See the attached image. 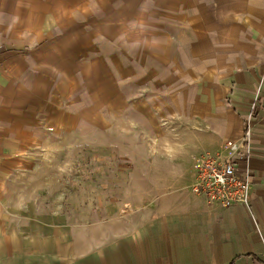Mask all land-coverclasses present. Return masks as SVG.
<instances>
[{
    "label": "crops",
    "instance_id": "crops-1",
    "mask_svg": "<svg viewBox=\"0 0 264 264\" xmlns=\"http://www.w3.org/2000/svg\"><path fill=\"white\" fill-rule=\"evenodd\" d=\"M99 4L0 0V264H264V0H156L152 21L146 12L135 24L145 96L142 199L133 213L52 215L49 185L18 181L34 170L36 147L52 128L90 132L99 102L107 112L128 110L124 87L67 86L69 75L81 78L75 72L92 53L95 27L118 37L113 54L125 51L115 30L130 29V18L111 29L83 22L86 9L100 15ZM129 14L122 8L123 22ZM104 73L113 80L126 71L113 65ZM84 99L92 106L83 108ZM229 142L251 181L252 207L211 205L192 190L200 157Z\"/></svg>",
    "mask_w": 264,
    "mask_h": 264
},
{
    "label": "rangeland",
    "instance_id": "rangeland-1",
    "mask_svg": "<svg viewBox=\"0 0 264 264\" xmlns=\"http://www.w3.org/2000/svg\"><path fill=\"white\" fill-rule=\"evenodd\" d=\"M155 1L116 0V7L110 8L103 0V4H99L98 17L90 13V8L86 9L87 16H84L83 22L108 24L111 29L112 25L119 26L130 18L131 27L115 30L116 34H120L119 38H125L126 48L120 54H113V48L109 47V43L113 44L118 37L113 38L103 27H95L91 33L92 53L86 56L88 58L79 70L75 67L76 63L72 62L73 66L69 63L73 67L72 70L68 69L69 73L73 75L76 69L75 73L81 78L76 82L74 76L69 75L68 89H83L84 93H88L94 88L103 93L104 89L119 90L118 87H124L125 91H129L126 100L128 110L123 115L122 112H112L117 107L107 112V104L99 102V107L103 109L99 115V125L90 132L67 131L59 134L52 128L50 139L43 146L36 147L30 164L34 170L30 174H21L18 181L49 185L44 198L48 199L47 206L52 215L67 213L82 220H91L98 215L131 214L133 205L138 203L139 197L142 199V96L145 94L142 90V37L136 31L139 28L136 25L142 23V14L146 12V21H152ZM122 8L130 12L124 22ZM113 14L114 18L111 16ZM165 18L164 15L163 22L167 21ZM69 22L67 19L61 21L64 24ZM84 34L88 35L89 32ZM115 44H118L117 41ZM96 57L98 63H94ZM94 65L99 66L97 70ZM113 65L125 68L126 73L122 74L121 79L105 78V69ZM96 71L98 78L101 77L96 80L98 85L91 78ZM114 97L119 98L120 95L115 93ZM70 98L74 96L67 95V103ZM82 106L91 107L92 104L89 99H84Z\"/></svg>",
    "mask_w": 264,
    "mask_h": 264
},
{
    "label": "built area",
    "instance_id": "built-area-1",
    "mask_svg": "<svg viewBox=\"0 0 264 264\" xmlns=\"http://www.w3.org/2000/svg\"><path fill=\"white\" fill-rule=\"evenodd\" d=\"M256 98L252 105L255 110ZM251 121L247 122V132ZM192 190L202 195L211 205L231 207L234 205H251V181L248 174H243L235 162L234 144L229 142L215 154H204L196 165V180Z\"/></svg>",
    "mask_w": 264,
    "mask_h": 264
}]
</instances>
